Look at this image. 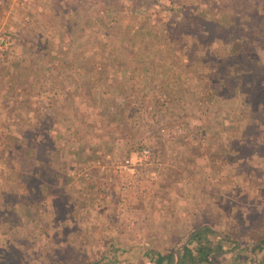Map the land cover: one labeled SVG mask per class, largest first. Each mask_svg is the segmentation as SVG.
Listing matches in <instances>:
<instances>
[{"label":"trees","instance_id":"16d2710c","mask_svg":"<svg viewBox=\"0 0 264 264\" xmlns=\"http://www.w3.org/2000/svg\"><path fill=\"white\" fill-rule=\"evenodd\" d=\"M30 1L31 4L36 3ZM53 6L57 8L56 4ZM85 6L83 13L77 14L76 18L83 16L86 23H95L108 31L109 22L118 16L116 13L130 18L132 24L135 21L137 31L145 33L149 39V55L146 57L145 52H141L138 56L140 65L133 60L127 73L122 72L125 75L120 79L123 83L119 85L118 94L124 101L127 96L132 98L139 92L145 93L131 77L137 68L140 72L137 80L141 81L144 76L150 78L151 64L158 67L156 82L159 79L168 80L169 70L184 67L199 83V97L203 103L198 102L193 107L179 106L181 110L174 121H186L181 125L185 142L195 139L205 146L206 153L197 154L195 160L204 157L210 160V174L205 176L212 175L211 184L220 186V189L215 194L216 202L208 224L191 232L178 249L176 264H224L221 260L225 256L232 259L231 264H264V220L256 217L252 207L243 212L240 205L223 206V201L219 200L227 202L232 196L237 202H256L264 194V15L260 16L264 12V0H90ZM96 11L105 16V19L99 17L100 24L96 21L99 20ZM62 14L65 20L59 23L64 24L62 33L65 38L63 41L61 38L54 39L45 51H49L47 54L55 62L52 65L55 73L62 74V78L67 80L76 78V84L67 88L62 95L63 103L50 112L44 106L30 107L22 100H15V92L10 94L7 91L5 99L15 103V106H9L8 111L11 113L14 110L11 115L19 118V122L12 123L7 129L6 147L2 150L10 146L16 149L13 154L17 166L8 171V176L13 174L20 178L17 187H22V192L19 196L20 200L28 202L22 205L26 206L24 212L28 213L29 202H32L31 209L35 207L33 203L38 202L37 196L30 194L37 192L36 189L34 191L36 184L46 189L53 182L59 185L65 180L63 176L70 163L97 160L107 152L113 154L119 145L126 147L131 144L120 137L131 134L128 133L130 127L125 125V108L130 99L114 115L110 110L111 101L106 99V89L86 90L83 87L82 83L88 82L93 71L77 61L82 50L74 54L73 42H76L75 33L78 32L74 29L81 27L69 19L67 12ZM116 35L118 33L111 29L107 33V41H103L104 48L112 55L123 52L128 45L122 34L119 37ZM129 43L135 44V41L130 40ZM175 48L179 49V53ZM166 52L171 54L170 61L176 62L177 67L171 62L169 65L162 62ZM21 61L10 62L4 58L0 63V78L11 90L16 88L13 80L23 82L25 75L22 70L30 69L27 60L21 58ZM178 73H171L169 86H176ZM187 76L184 74L182 77V85L189 81L190 75ZM159 96H163L160 104L165 105L169 116H174L176 105L167 103L163 92L158 94V100ZM78 97L85 102L84 108L74 106L73 102ZM214 101L217 104L213 106ZM137 147L130 148V151ZM197 165L195 168L202 170ZM36 173L43 174V179H37ZM205 178L201 183L203 187V184L209 185ZM89 184L84 183V186ZM4 189L7 187H0V192ZM201 190L205 192V189ZM190 197L193 198L194 194ZM200 209L202 212V207ZM148 227L153 230L149 224ZM188 232L182 239L187 237ZM88 235L84 243L67 237L58 243L57 249L37 253L25 243L24 257H27V262L24 264H145L147 261L151 264H172L174 250L182 240L178 238L172 248L164 250L158 244L147 248L138 241L123 243V237L112 234Z\"/></svg>","mask_w":264,"mask_h":264},{"label":"rangeland","instance_id":"374dc122","mask_svg":"<svg viewBox=\"0 0 264 264\" xmlns=\"http://www.w3.org/2000/svg\"><path fill=\"white\" fill-rule=\"evenodd\" d=\"M40 1V3L36 2L34 4H39L42 8L49 9L50 12L46 15V20L33 19V24L35 21H43L44 25L43 27H37L40 32H26V37L23 39L25 33L23 32L20 36L16 34L15 30L18 28L23 29L25 25L28 26L30 24L29 18H24L23 15L25 13L23 10L20 11L21 8L18 7L14 11L18 13H14L12 19L15 22L14 25L9 24L6 18L7 12L5 11H7L12 1L0 0V23L13 37V45L7 52L2 54L0 63L4 58L9 59L10 62L18 60L20 63L22 58L27 60V64L30 65V69L27 66L28 70L23 69L21 72L25 75L23 82L13 80V84L16 85L14 90L7 88L5 81L0 78V176H2L0 178V187L2 189L4 186L7 187L6 190L4 189L2 190L3 192H0V264H24L25 261L27 262V257H24V248L27 243L36 253L40 252V250L52 251L57 249L58 243L67 237L71 240L74 238L78 239L84 243L85 238H88L86 235L90 233L103 236L112 234L116 237H123V243L138 241L142 247L153 248V242L159 238L155 237L156 235L148 227L149 212L155 206V210L150 213L151 215H168L169 219L173 217L172 212L167 214L165 205H163L162 209L156 207L158 198H161L162 195L167 197L171 194L172 196H169L167 200H174L176 196L181 201L182 198L192 200L189 196L193 187H196L197 184L200 188L198 180L201 179L202 183V179L207 174H210V160L208 158L204 157V159L195 160L197 154L206 153L205 146L198 144L195 139H189L185 142V134L181 125H184L186 121L183 123L174 121L178 111L181 110L179 106L193 107L198 102L202 101L203 103V99L199 97V83L184 67L181 68L182 70H179V68L176 71L169 70L167 74L168 80L159 79L157 82L158 67L155 64L150 66L152 69L150 72L151 77L144 76L141 81L137 80L140 72L138 73L136 68L131 79L136 82L138 88L141 86L143 89L140 88V90L145 91V93L139 92L132 98L127 96L125 101H129V99L130 101L125 108L127 114L125 125L130 127L128 133L131 134L120 136L125 141H130L131 144L126 145V147L125 145L123 147L119 145L113 151V154L107 152L110 155L105 153L107 156L104 155L103 158L101 157L97 160L91 159L80 164L70 163L63 176L65 180H62L59 185L53 182L46 189L45 187L41 188L40 184H36L34 191L36 189L37 192H31L30 194L36 195L38 202L33 203L35 207L33 206L32 209L30 204L32 202H29L27 207H29L30 212H24L26 206L23 207L22 205H27L28 202L20 200L19 193L22 192V187H17L20 184V178L13 174L12 177L11 175L8 176V171L17 166L14 158L16 156L13 154L15 148L10 146L9 149L2 150L6 147L5 135L8 131L7 129L12 126V123L19 122V118L11 115L14 110L11 113L8 111L9 106H15V103L11 104L5 99H7V91L10 94L15 92V100H22L25 105L30 107L44 106L46 111L50 112L53 108H58L63 103L64 97L62 95L65 94L67 88L71 84H76V78L73 77L67 80L64 77L62 78V74L59 73L57 75L55 73L52 68L55 62L47 54L49 51H45V48L52 45L54 39L61 38V41H63L65 38V34L62 33L64 24L59 23L65 20V15L62 12H67L69 19H73L81 27V29H74V31H78L75 33L76 42H73L74 54L82 50L77 56V61L82 65L84 63L86 68L93 71L90 79H87L88 82L84 81L82 83L83 87L86 90L89 88L93 90L96 88L106 89V99L109 102L111 101L110 110L114 115L121 111L124 106L123 103L126 104L121 95L119 96L118 94L119 85L123 83L120 79H123V75H125L122 72L127 73V68H130V63L133 60L140 65L141 61L138 56H140L141 52H145L147 57L150 51L147 35L137 31L138 25L135 21L132 24L130 18L122 17L115 13L118 18L116 17L112 22H109L110 26L107 31L95 25V23H86L83 16L76 18L77 14L83 13L85 5L90 0H53V4H51L52 0ZM55 4L57 8H54L53 5ZM96 12L98 13L96 18L103 17L105 19L104 14L100 11ZM262 15H264V12L260 13V16ZM100 18L96 20L99 24L101 23ZM21 19L24 22L23 24L20 22ZM133 25H136V27ZM111 29L114 32L116 31V34L118 33L117 37L122 34L128 43L126 48H123L124 51L116 55L110 54V51L104 48L105 43L103 41H107V33H110ZM66 38L68 40V36ZM130 40H134L135 44H130ZM175 50L176 53H179L178 48H175ZM166 53L169 56L164 57L162 62L166 63L165 65H169L172 57L169 52ZM184 60L185 58H183ZM47 61L52 63L49 67H47L49 65ZM171 63L174 67H177L176 62ZM139 68L142 67L139 66ZM172 72H177L179 75L177 81L180 83L174 81L176 86H169L172 80L170 77ZM184 74L190 76L188 78L189 81L182 85L184 83L182 79ZM154 80L155 82L152 83ZM118 81L120 83H117ZM161 92L165 94L167 103L176 105L174 116H169L165 105L160 104L159 101L163 100V96H159V100L157 97ZM167 92H169V98ZM34 94L36 99L31 98ZM81 98L78 97L74 100L73 104L75 107H85V102ZM213 103V106L217 104L215 101ZM25 105L22 104V106ZM11 117H14V119ZM174 125H177L180 131L176 130L175 133ZM145 145L150 147V153L154 156L153 161L147 164L142 163L138 170L140 173L144 171L152 172L155 177L147 200L139 194V190L136 191L134 188L136 187V174L133 171L127 170V174L122 179L113 171L114 163L119 162L125 155H133ZM132 147H137V149L130 151ZM196 163L198 164L197 166L202 167V170L195 168ZM188 169L191 170L188 172ZM195 174H197L196 184L192 181V176ZM183 175L188 177H186L187 181L181 185L183 180L180 176ZM211 176L205 178L208 180L209 185L203 184L205 186L206 201L208 199L213 201V194L215 195L220 189V186L211 184ZM87 182H90V184L85 187L84 183ZM190 184L193 186L191 187ZM13 187L16 188L14 189ZM167 190H171V192L167 193ZM231 197L229 196V201L227 202L222 199L219 200L223 201L221 203L223 206L240 205V209L243 212L248 209L247 207H252V211L256 212V217L261 221L264 220V194L261 195L260 199L257 198L256 202L251 200H243L242 202L239 200L237 202ZM192 206L194 209L195 204L193 203ZM162 210L163 212H161ZM206 211L208 209L205 208L202 212L189 210V223L192 224H188L186 230L185 227H180V237L178 236V238L182 239L184 233L188 232L191 227L200 221L206 219L209 221L211 216ZM165 229L169 230L170 227L165 224ZM52 233H54V237H51ZM53 238L55 241H53ZM183 240H181V243ZM221 262L231 264L232 259L225 256Z\"/></svg>","mask_w":264,"mask_h":264},{"label":"crops","instance_id":"0c3cea01","mask_svg":"<svg viewBox=\"0 0 264 264\" xmlns=\"http://www.w3.org/2000/svg\"><path fill=\"white\" fill-rule=\"evenodd\" d=\"M5 1H8V0H5ZM10 1H12V2L9 5V8L7 9V11H5V12H7L6 13L7 22L9 24L14 25L15 22H14V20H12L14 13H15L14 11L16 8L20 7L21 8L20 11L23 10V12L25 13V15H23V17L24 18L28 17L29 18L28 21L30 23V24H28V26L27 25H25V27L23 26V29H19V28L16 29L15 30L16 34L21 36V34L24 32L25 33V36L23 37V39H24L26 37V34H27L26 32H29V31H31L32 33H35V31L40 32V29H37V27L38 26L43 27V25H44L43 21H35L34 24L32 23V21H33V19H36V20L37 19H44V20H46L45 17L48 14V12H50V10L47 8H42V6L39 4H37V5H35L33 3L31 4L30 0H10ZM32 1H36V2L38 1L39 3L41 2L40 0H32ZM33 5H34V7H33ZM13 6H16V7H13ZM17 13H15V14H17ZM20 22L22 24L24 23V22H22V19ZM25 23H26V21H25ZM21 63H22V61H21ZM39 142L40 141H38V143ZM106 154L110 155L108 153H106ZM190 170L191 169H188V172ZM35 175L37 176V178H43V174H41V173H36ZM186 177H188V176H185V175L180 176V178L183 180L181 185L183 184V182L187 181ZM196 177H197V174L192 176V181L195 184H196ZM200 180L201 179L198 180L200 188L205 189L202 186ZM190 186L192 187L193 185L190 184ZM200 188L198 187L197 184H196V187L195 186L193 187L194 191L192 190V192L190 194L191 195L194 194V197L191 198L189 196L192 200H189V199L187 200V199L182 198V201H181L180 199H178L177 196H176V198H174V200H167L169 196H172L171 194H169V196H167V197H163V195H162L161 198H158V201L156 203V207H159L160 209H162L163 205H165V210L168 212L167 214H170L169 212H172V214H173L172 218L174 220L172 218L169 219L168 215L167 216L166 215L163 216V214L154 215V216L151 215L150 213L153 210H155V206L153 207V210L149 212V216H148L149 219L147 220V222H148L149 226L151 228H153L152 232L156 235L155 237L159 238L157 241L153 242V247H156L155 245L158 244L159 246L162 247V249L168 250L174 246V242L178 239V236L180 235V233H179L180 227H185V230H186L188 228V224H192V223H189L190 222V220L188 218L189 210H195V212H199L201 210L200 208L202 207V210L205 208V209H208V211H206L208 214L211 213L212 207L215 205V202H216V195L213 194V201H209V199L206 201L205 192L200 190ZM168 192L170 193L171 190H167V193ZM202 197H204V198H202ZM193 203L195 204L194 209L192 206ZM161 212H163V210ZM208 222L209 221L207 219L200 221L198 224L195 225L196 227L193 226L189 229L188 235L195 228L201 227L203 225H207ZM165 224L170 227L169 230L165 229ZM184 231H181V232H184ZM188 235H187V237H188ZM187 237H185V239ZM178 246L179 245H177V247ZM177 247L175 248V250L177 249ZM175 250H174V254H175ZM238 263H236V264H238ZM145 264H151V263L149 261H147Z\"/></svg>","mask_w":264,"mask_h":264},{"label":"built area","instance_id":"2783aa9c","mask_svg":"<svg viewBox=\"0 0 264 264\" xmlns=\"http://www.w3.org/2000/svg\"><path fill=\"white\" fill-rule=\"evenodd\" d=\"M13 45V37L3 28V25L0 23V60L2 58V54L7 52ZM31 98H35V94L32 95ZM33 103V101H32ZM165 103V102H164ZM14 119V117H11ZM176 130L180 131V128L177 125H174ZM162 131L163 128H161ZM166 134V133H165ZM153 155L150 153V147L145 145L136 151L133 155H125L122 159L114 163L113 171L122 179L127 173V170L133 171L135 175V190H139V194L142 195L145 200L149 197V192L152 190L154 184V174L152 172H142L140 173L138 168L144 163L147 164L153 161ZM144 192V193H143Z\"/></svg>","mask_w":264,"mask_h":264},{"label":"water","instance_id":"95a60500","mask_svg":"<svg viewBox=\"0 0 264 264\" xmlns=\"http://www.w3.org/2000/svg\"><path fill=\"white\" fill-rule=\"evenodd\" d=\"M190 234H191V232L189 233V235H188V237L185 239V240H183V242L177 247V249L175 250V257H174V261H173V263L172 264H176L177 263V260H178V249L187 241V239L189 238V236H190ZM254 259H255V255H254ZM253 259V260H254ZM252 260V261H253ZM252 261H250V262H252ZM249 262V263H250ZM239 264V263H238Z\"/></svg>","mask_w":264,"mask_h":264}]
</instances>
